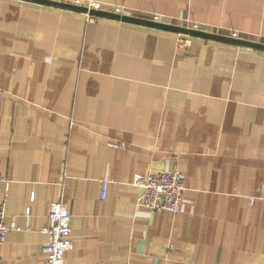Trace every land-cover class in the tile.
Returning a JSON list of instances; mask_svg holds the SVG:
<instances>
[{
    "label": "crops",
    "instance_id": "0c3cea01",
    "mask_svg": "<svg viewBox=\"0 0 264 264\" xmlns=\"http://www.w3.org/2000/svg\"><path fill=\"white\" fill-rule=\"evenodd\" d=\"M86 1L0 0V207L24 228L0 264H44L60 198L64 264H264V0ZM191 22L221 37L180 48ZM153 167L183 171L179 212L138 204Z\"/></svg>",
    "mask_w": 264,
    "mask_h": 264
},
{
    "label": "built area",
    "instance_id": "2783aa9c",
    "mask_svg": "<svg viewBox=\"0 0 264 264\" xmlns=\"http://www.w3.org/2000/svg\"><path fill=\"white\" fill-rule=\"evenodd\" d=\"M87 10L85 15L89 21H95L99 16H103L93 10L112 12L119 15H127L124 6L114 5L106 8L103 2L98 0H87L85 3ZM154 20L160 19L159 14H152ZM190 29L209 31V28L199 22H191ZM234 36H240L234 30ZM193 34L179 32L178 46L187 49L192 43ZM0 182H5L8 186L9 179L0 174ZM109 180L102 181V197H106ZM133 183L141 189L138 204L146 206L152 210H168L179 212L182 207L183 194L185 190V175L179 168L166 169L153 167L147 172H136ZM24 229L16 221L6 220V211L0 207V248L7 240L8 234L12 230ZM30 229V228H28ZM41 231L49 235L47 242L43 244L42 250L46 254L44 264H64L65 254L73 248L71 234L72 216L66 202L60 198L56 200L49 212V223L41 228Z\"/></svg>",
    "mask_w": 264,
    "mask_h": 264
},
{
    "label": "water",
    "instance_id": "95a60500",
    "mask_svg": "<svg viewBox=\"0 0 264 264\" xmlns=\"http://www.w3.org/2000/svg\"><path fill=\"white\" fill-rule=\"evenodd\" d=\"M85 10H87V7L85 8ZM94 12L98 13V14H101V15H110V16H116V17H119V18H123V19H130L131 17L128 16V15H119V14H115V13H112V12H107V11H101V10H93ZM144 22H147V21H144ZM180 32H187V31H190L191 33H195L196 35H202V36H219L221 37V35L219 34H211L207 31H201V30H193V29H180L179 30Z\"/></svg>",
    "mask_w": 264,
    "mask_h": 264
},
{
    "label": "rangeland",
    "instance_id": "374dc122",
    "mask_svg": "<svg viewBox=\"0 0 264 264\" xmlns=\"http://www.w3.org/2000/svg\"><path fill=\"white\" fill-rule=\"evenodd\" d=\"M128 15V14H127ZM193 30H197V29H193ZM201 31H203V30H201ZM189 34H195V33H191L190 31H187Z\"/></svg>",
    "mask_w": 264,
    "mask_h": 264
}]
</instances>
